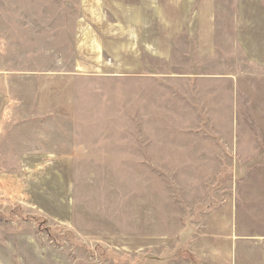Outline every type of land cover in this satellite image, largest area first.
Listing matches in <instances>:
<instances>
[{
  "label": "rangeland",
  "instance_id": "374dc122",
  "mask_svg": "<svg viewBox=\"0 0 264 264\" xmlns=\"http://www.w3.org/2000/svg\"><path fill=\"white\" fill-rule=\"evenodd\" d=\"M188 1L156 0L172 16L156 82L74 73L67 119L36 112L37 94L73 69L84 0H0V171L39 145L75 154L69 224L2 194L0 222L28 223L70 264H264V69L234 42L231 2L210 44L189 29L204 0Z\"/></svg>",
  "mask_w": 264,
  "mask_h": 264
},
{
  "label": "crops",
  "instance_id": "0c3cea01",
  "mask_svg": "<svg viewBox=\"0 0 264 264\" xmlns=\"http://www.w3.org/2000/svg\"><path fill=\"white\" fill-rule=\"evenodd\" d=\"M177 1L179 6L190 3ZM229 2L233 4L234 42L246 60L264 69V0H204L203 6L192 14L190 35L199 34L201 41L211 44L217 12L226 11L224 4ZM162 13L156 0H84L75 31L77 58L73 69L41 76L36 112L72 119L74 73L156 82L155 58L167 55L172 37L171 13ZM212 49L213 46L209 51ZM57 79H62L64 85H53ZM11 82L12 76L0 71V124L12 105ZM15 157L17 169L0 171V194L39 210L56 222L69 224L74 215L70 197L75 154L39 145ZM23 163L28 169L23 168ZM33 228L23 221L0 222V264H70L61 252L41 245Z\"/></svg>",
  "mask_w": 264,
  "mask_h": 264
}]
</instances>
